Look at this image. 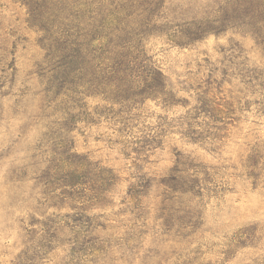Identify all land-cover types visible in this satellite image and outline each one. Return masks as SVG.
<instances>
[{
	"label": "rangeland",
	"instance_id": "rangeland-1",
	"mask_svg": "<svg viewBox=\"0 0 264 264\" xmlns=\"http://www.w3.org/2000/svg\"><path fill=\"white\" fill-rule=\"evenodd\" d=\"M190 1H198L190 6L195 13L213 17L225 5ZM23 2L0 0V264H21V254H37L34 264H264L261 36L241 15L227 29L216 23L189 39H168L156 27L141 44L166 88L126 100L97 85L57 90L61 82L52 85L37 67L45 55L41 34L26 22ZM183 25L173 31L179 35ZM204 91L217 121L193 119ZM63 153L116 176L102 207L80 213L89 206L79 198L85 188L63 189V172H56ZM175 176L196 184L180 203L166 202L164 182ZM134 189L147 195L137 202L129 197ZM180 204L190 228L166 225L162 211ZM80 215L105 227L92 233L93 245L95 235L73 243ZM51 235L44 258L39 246ZM72 248L87 255L74 260Z\"/></svg>",
	"mask_w": 264,
	"mask_h": 264
},
{
	"label": "trees",
	"instance_id": "trees-1",
	"mask_svg": "<svg viewBox=\"0 0 264 264\" xmlns=\"http://www.w3.org/2000/svg\"><path fill=\"white\" fill-rule=\"evenodd\" d=\"M24 1L22 5L27 10L26 22L29 24L35 22L38 26V32L41 34L40 48L45 53L43 61L37 67L46 72L44 76L49 78L52 85L57 80L61 82V88L55 86L57 90L62 89V85L63 88L65 87L64 90L71 86L76 89L88 85L92 88L97 85L102 91L109 90L116 95H125L126 100L162 95L163 89L166 88L163 72L161 69L148 66L149 59L141 44L144 35L156 27L162 28L163 34L168 39L173 40L177 37L189 39L191 36L204 34L216 23H219L221 28L227 29V26L235 23V18L240 19L241 15L243 23L240 22L254 29L264 43V0H225L220 17L211 16L206 12L207 10L195 13L190 6H196L198 1L193 3L190 0L184 4L179 2L178 5H174L172 0ZM183 7H188L193 14L183 12L181 10ZM234 13L237 16H233ZM181 21L186 30L179 31L177 35L173 30ZM134 87L137 88V93H132ZM75 89H70V92ZM128 95L135 96L127 97ZM196 104L200 107L194 106L193 119L210 118V121H217L219 111L210 105L211 98L208 91H204L202 96L196 99ZM187 125L191 127V124ZM68 150L66 148L67 152ZM63 156L64 153L62 156L59 155L61 164L56 165V172H63L60 176L63 178V189L85 188L84 192L79 191L81 196L79 198L89 206L81 208L80 213L87 215L89 210L102 207L105 197L111 193L110 183L116 178L113 172L86 168L85 165H89L83 160L72 162ZM170 181L172 183L169 179L164 182L167 191L163 194L164 201L170 203H180V197L190 193L189 191L196 184L194 180L181 176H175ZM144 187L147 188L148 185ZM54 189H57V186L51 187V191ZM57 195L65 196L64 192ZM146 195V190L134 189L131 190L129 197L137 200ZM162 213L166 215V225L173 223L183 229L190 228L194 223L181 204ZM85 215H80L76 220L78 224H75L73 238V243L76 245L80 239L97 234L98 228H105ZM96 237L97 235L90 239L92 245L96 239L98 240ZM52 238H56V235H51L49 239H45L44 245L39 246L44 252V258L47 252L53 249L50 246L53 242L50 241ZM255 239L254 234L250 236L252 243ZM72 251L74 260L76 257L82 258L80 255H87L85 249L76 252L72 248ZM19 258L24 261L20 262L21 264H34L40 259L37 254L31 256L21 254Z\"/></svg>",
	"mask_w": 264,
	"mask_h": 264
}]
</instances>
